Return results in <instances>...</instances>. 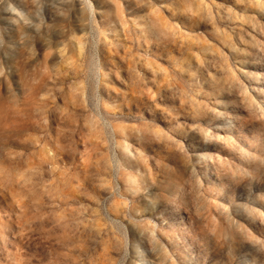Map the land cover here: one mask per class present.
<instances>
[{
	"label": "rangeland",
	"instance_id": "374dc122",
	"mask_svg": "<svg viewBox=\"0 0 264 264\" xmlns=\"http://www.w3.org/2000/svg\"><path fill=\"white\" fill-rule=\"evenodd\" d=\"M0 264H264V0H0Z\"/></svg>",
	"mask_w": 264,
	"mask_h": 264
}]
</instances>
